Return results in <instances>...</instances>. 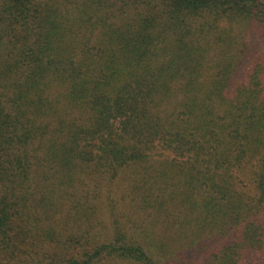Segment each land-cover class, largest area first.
Returning <instances> with one entry per match:
<instances>
[{
    "label": "trees",
    "instance_id": "1",
    "mask_svg": "<svg viewBox=\"0 0 264 264\" xmlns=\"http://www.w3.org/2000/svg\"><path fill=\"white\" fill-rule=\"evenodd\" d=\"M241 23L264 40V0H0V264H179L115 218L125 172L183 246L224 239L208 264L264 256V54Z\"/></svg>",
    "mask_w": 264,
    "mask_h": 264
},
{
    "label": "rangeland",
    "instance_id": "2",
    "mask_svg": "<svg viewBox=\"0 0 264 264\" xmlns=\"http://www.w3.org/2000/svg\"><path fill=\"white\" fill-rule=\"evenodd\" d=\"M221 26L225 27L226 25L224 26V24H221ZM252 26L253 25L251 24L244 25L243 23H241L235 24L234 28H236V30H241L245 28L243 32L245 31L248 37L245 38L244 42L248 44L255 43L256 48L260 49V54H264V40L262 35V29L254 28ZM247 31L249 33H247ZM251 52H253L252 48ZM163 159L164 156H158L156 154L155 156H153V158H151V161L152 163H156V161H160ZM132 173L133 172L122 173V179L120 183L112 188V205H114L116 208L115 218L119 222H123L124 224L132 223L135 221L140 222V225L144 226L145 229H148L150 231L151 236H157L161 238L166 245L170 246V248L172 246L174 252H176V256L174 257V259L176 262H179V264H181V261L182 264H208L209 260L212 259L211 254H213L214 252H216V250L219 249V244H221L224 239L217 242L215 239H212L210 237L208 239L196 243L191 248H186L185 246H183L181 241L176 240L175 234L177 230L176 232H174L172 228L169 229V227L166 225V222L160 221L161 219L154 220V222L152 220V216H150L151 211L142 210L141 204H138L139 200L135 199L133 201V188L135 185V177L132 176ZM246 177H248V173ZM87 187L89 189V195L86 198V201L90 204H95L96 206V209H94L92 212H88V216L91 219L90 227L92 228V233H94L95 235H108L111 232L113 224L112 221H114V217H111L109 208L105 203L106 190H101L99 191V195L96 196L95 193L94 196L92 195V193L95 192L93 191V188L90 185H87ZM84 201L85 200H83V202ZM246 255H248V253ZM242 264H264V256L255 254L253 257L250 258L248 262L245 261Z\"/></svg>",
    "mask_w": 264,
    "mask_h": 264
}]
</instances>
